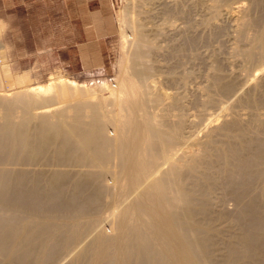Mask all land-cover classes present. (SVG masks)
I'll return each mask as SVG.
<instances>
[{
    "label": "bare ground",
    "instance_id": "6f19581e",
    "mask_svg": "<svg viewBox=\"0 0 264 264\" xmlns=\"http://www.w3.org/2000/svg\"><path fill=\"white\" fill-rule=\"evenodd\" d=\"M121 20L130 49L114 84L53 76L0 94V264H264V85L237 101L251 124L224 107L199 137L177 93L151 79L157 40ZM241 24L252 33L237 53L264 63V23ZM2 68L10 85L27 79ZM210 86L203 110L234 92L218 64Z\"/></svg>",
    "mask_w": 264,
    "mask_h": 264
},
{
    "label": "rangeland",
    "instance_id": "374dc122",
    "mask_svg": "<svg viewBox=\"0 0 264 264\" xmlns=\"http://www.w3.org/2000/svg\"><path fill=\"white\" fill-rule=\"evenodd\" d=\"M54 3L55 0H0V94L48 83L53 76L93 87L115 83L122 56L130 49L121 33L124 29L130 38V28L121 19L133 14L160 45L151 58V79L160 92H176L180 97L185 121H193L190 132L202 137L207 117L222 113L224 107H230L232 116L244 123H252V111L237 101L252 91L256 82L264 85V63L247 61L236 48H246V36L252 33L242 27L241 20L252 17L264 23V8H254L250 0H229L218 5L216 11L213 0H66V10L71 8L76 16L74 22L72 16L70 26L64 5L63 11L55 15ZM168 14L172 27L165 23ZM240 31L243 36H239ZM181 45L183 52H177ZM214 64H218L223 77L233 82L234 92L225 98L216 95L215 107L203 110L200 99L206 91H214L210 86ZM2 65L10 76L26 74V83L10 85ZM153 105L151 109L160 113L161 106ZM258 112L264 114V108H258ZM232 202L225 199L223 206L232 209ZM69 259L60 264H67Z\"/></svg>",
    "mask_w": 264,
    "mask_h": 264
},
{
    "label": "crops",
    "instance_id": "0c3cea01",
    "mask_svg": "<svg viewBox=\"0 0 264 264\" xmlns=\"http://www.w3.org/2000/svg\"><path fill=\"white\" fill-rule=\"evenodd\" d=\"M56 3H57V9L56 8L53 9L55 15L63 11V5H64V8L66 10V6H65L66 0H57V1L55 0L54 5H56ZM66 15H67L66 19L68 20V23L71 26V24H72V16H73V22L75 21L74 17H76V16L74 14H72L71 8H69V11L66 10Z\"/></svg>",
    "mask_w": 264,
    "mask_h": 264
}]
</instances>
